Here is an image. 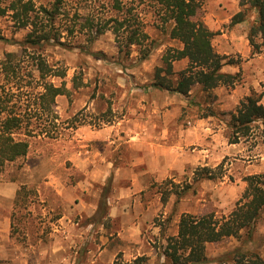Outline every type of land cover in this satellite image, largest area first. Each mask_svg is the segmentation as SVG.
<instances>
[{"label": "rangeland", "instance_id": "374dc122", "mask_svg": "<svg viewBox=\"0 0 264 264\" xmlns=\"http://www.w3.org/2000/svg\"><path fill=\"white\" fill-rule=\"evenodd\" d=\"M34 1L47 7L55 2ZM67 1L71 14L76 6L85 15L115 14L111 0ZM243 9L238 0H205L199 13L214 33L215 51L233 62L228 74L238 76L234 87L210 93L195 86L184 97L152 87L164 54L183 47L153 13L145 17L146 59L140 46L121 53L112 30L92 44L79 34L69 38L72 48L49 49L48 61H62L67 70L64 79L51 81L68 90L50 110L41 105L43 81L31 65L23 63L29 85L21 92L0 66V96L15 94L10 106L23 121L14 136L29 143L26 157L0 163V264H166L162 246L177 235L183 214L230 215L245 179L264 175V140L230 144L226 136L230 114L252 92L264 93V42L258 41L261 52L255 54L247 37L255 13L231 25ZM13 30L10 18L0 17V63L15 50L1 39ZM188 65L175 62L174 71ZM202 167L217 177L197 181ZM118 208L126 215L119 216ZM262 216L255 246L264 257ZM237 245L226 239L207 252L217 257ZM140 257L145 259L135 261Z\"/></svg>", "mask_w": 264, "mask_h": 264}, {"label": "trees", "instance_id": "16d2710c", "mask_svg": "<svg viewBox=\"0 0 264 264\" xmlns=\"http://www.w3.org/2000/svg\"><path fill=\"white\" fill-rule=\"evenodd\" d=\"M113 16L85 13L82 6H76L71 14L67 0H55L51 7L38 5L34 0H0V17H9L13 27L11 38H1L15 50L7 52L0 63L7 81H15L16 90L22 91L25 82L23 63L31 65L42 82L44 92L41 105L45 110L56 98L66 95L65 86H56L51 79H64L67 70L62 61L49 62L51 48H72L69 38L82 34L92 44L107 31L116 35L120 52L129 54L133 46H140V54L149 55L145 43L150 36L145 28V17L153 13L166 28L170 39L182 44L181 49L170 48L162 57V66L156 68L152 87L164 89L181 96H189L193 87L200 86L210 93L220 86L234 87L237 75L223 72L225 65L233 63L219 55L212 44L214 33L199 20L198 16L205 0H111ZM244 8L232 19L231 25H238L249 19V12L255 13L247 37L255 54L260 53L264 42V0H238ZM145 7V8H143ZM146 9V10H145ZM148 11L147 13H145ZM169 27V29H168ZM25 32L19 40L15 34ZM146 49V50H145ZM29 60H26V59ZM187 60L186 69L176 73L173 64ZM25 71V70H24ZM31 73L30 77L34 76ZM9 95V94H7ZM0 96V163L15 162L26 157L29 143L15 138V132L22 128V118L10 106L15 94L8 98ZM214 114H205L212 117ZM226 136L230 144L243 140H264V93L252 92L230 114L226 125ZM217 176L211 169L202 167L196 172V180H213ZM247 188L243 197L229 216L216 218L214 213L202 216L183 214L176 236L168 237L162 246L166 264H264V257L255 246L258 224L264 213V175H251L246 179ZM190 186L177 192L182 197ZM167 202V198H163ZM226 239H236L239 245L217 257H210L207 246ZM140 257L135 261H143Z\"/></svg>", "mask_w": 264, "mask_h": 264}, {"label": "crops", "instance_id": "0c3cea01", "mask_svg": "<svg viewBox=\"0 0 264 264\" xmlns=\"http://www.w3.org/2000/svg\"><path fill=\"white\" fill-rule=\"evenodd\" d=\"M228 65H230V64H228ZM228 65H225L224 67H223V72H225V73H230V71L228 70V68H229V66ZM123 204H121V206H122ZM141 205V202H140V204H138L137 206H136V208L134 209V213H138V212H140V210H139V206ZM117 212L116 213H119L118 215L119 216H125L126 215V213H127V210H124V209H122V208H118L117 210H116ZM133 212H130V214L131 215H133Z\"/></svg>", "mask_w": 264, "mask_h": 264}]
</instances>
